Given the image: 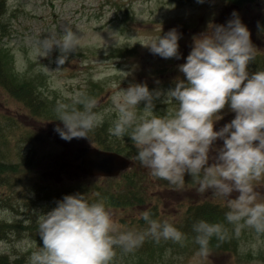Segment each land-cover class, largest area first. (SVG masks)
Wrapping results in <instances>:
<instances>
[{
  "label": "rangeland",
  "instance_id": "1",
  "mask_svg": "<svg viewBox=\"0 0 264 264\" xmlns=\"http://www.w3.org/2000/svg\"><path fill=\"white\" fill-rule=\"evenodd\" d=\"M229 5L239 6L234 11L243 22L250 17L260 25V18H264V0L244 5L224 0H203V3L189 0L185 4L176 0H5L0 10V45L4 53L1 59L8 61L5 66L13 69L19 82L29 81L34 90L41 93L46 109L41 108L39 116L32 115L23 103L0 86V124L9 139V143L4 141V147L0 146V152L9 154L17 162V174L22 177L43 178L55 185L76 184L92 178L76 169L75 151L78 146H93L94 142L61 139L54 128L63 125L52 119L56 118L52 107L56 109L62 103L78 108L76 101L89 94L97 100L98 112L104 114L112 127L118 116L113 97L130 84L146 83L150 90L162 93L158 103H167L170 110H174L175 104L165 100L163 94L175 86L177 78L184 79L178 66L186 62L194 39L207 31L211 33L214 25L225 24L232 18L233 10ZM65 27H71L81 36V45L77 53L70 55L69 61L57 69L58 51L54 50L48 58L40 57L36 44L54 32H62ZM263 27L264 24L258 29L247 26L255 53L264 55ZM171 29L181 34L180 59H163L143 46ZM263 66L264 61L253 62L255 72L263 71ZM219 114L223 118L214 125V130L230 122L235 115L227 106ZM222 143L216 142L217 146ZM30 155H35L34 162L28 159ZM24 158L29 162L24 164ZM131 165L135 166L147 200L126 207L106 205L123 229L137 228L141 224L137 223L138 219L146 211L176 221L192 203L190 199H199L197 203L205 199L212 203L224 202L212 189L200 192L197 183L177 188L152 177L138 162L132 160ZM1 190L2 196L10 194L3 187ZM11 190L17 212L0 204V220L17 218L31 226L41 213L50 210L45 203H28L25 186ZM255 190L264 200V181L258 183ZM236 195L234 192L231 198ZM252 231L244 232L236 240V246L229 250L213 246L217 250L211 249L206 264H264V235L258 236ZM29 232L23 231L19 236L16 232L8 233L0 240V253L9 255L10 260L18 257V264H29L32 252L40 248L36 246L37 241L29 239ZM195 252L158 253L144 260L127 253L114 257L113 264H197Z\"/></svg>",
  "mask_w": 264,
  "mask_h": 264
},
{
  "label": "clouds",
  "instance_id": "2",
  "mask_svg": "<svg viewBox=\"0 0 264 264\" xmlns=\"http://www.w3.org/2000/svg\"><path fill=\"white\" fill-rule=\"evenodd\" d=\"M203 3V0H197ZM225 24L214 25L194 39L186 62L178 66L184 79L163 95L176 107L168 115H151L162 93L150 90L146 83L130 84L113 97L118 116L109 128L110 135L129 137L136 148L133 158L149 174L182 188L188 175L199 191L212 189L223 198L225 221L239 237L244 228L264 235V200L255 187L264 181V71H249L255 59L251 33L235 11ZM181 34L171 29L151 38L146 46L163 59H180ZM81 45V36L71 27L37 41L40 57L54 50L60 69ZM79 109L58 104L55 111L63 127L54 131L65 141L88 139L104 122V114L95 111L97 100L81 97ZM143 102L144 116L137 115ZM234 118L214 130L225 107ZM222 146H217V141ZM238 195L231 198L233 193ZM143 230L123 229L102 200L92 201L87 194L65 195L55 207L38 217L42 246L32 252L29 264H113L116 249L134 252L147 239L181 243L186 237L174 223L153 219L150 212L141 215ZM197 264H206L213 238L223 242L229 230L223 223L199 220L192 225Z\"/></svg>",
  "mask_w": 264,
  "mask_h": 264
},
{
  "label": "trees",
  "instance_id": "3",
  "mask_svg": "<svg viewBox=\"0 0 264 264\" xmlns=\"http://www.w3.org/2000/svg\"><path fill=\"white\" fill-rule=\"evenodd\" d=\"M4 2L5 0H0V10L1 8H3L2 6ZM1 51L2 49L0 45V86L4 88L8 93H10V95L14 97L17 102L23 103L29 109L32 115L39 116V110L41 108L46 109L44 101L41 97V93H37L29 84V81H18L19 79L17 78L13 69L10 67L9 70L5 66L8 61H4L3 59H1L4 54ZM87 95L91 98H94V96L92 95ZM140 104L137 109V115L144 116V103L141 102ZM80 107L81 105L78 104L77 109H79ZM52 111V115L56 117L52 119L56 120L57 113L53 107ZM95 111L98 112L97 107ZM153 111L154 113H148L147 115L151 116L155 114L164 116L172 113L174 110H170V107L167 103H156ZM56 121L62 124L60 121ZM110 127V121L105 117L103 124L100 127L96 128L94 132L89 134L90 139L94 142V145L103 150L115 151L135 162H138L133 159L136 155V148L129 137L125 135L118 139L110 135ZM32 136L31 139L33 138ZM4 141L9 143L7 134L4 132L3 127L0 124V146L4 147ZM8 155L0 152V187H3L7 191H10L9 195L5 194L6 196H2V190L0 191V204L15 212H17V210L15 209V201L13 200L12 202L13 197L11 194V188L19 185L25 186L26 192L24 195L25 200H27L28 203L37 202L40 205H43L45 203V206H49L48 209L50 210L55 207V202L57 200L62 199L65 195H71L75 193L87 194L88 198L92 201L102 200L105 205H113L116 207H126L130 204H139L147 200H145L146 195L141 189V180L136 175L137 173L134 171V165L129 170L121 173L116 178H88L86 180L79 181L76 184L55 185L53 183L44 181L43 178H33L30 176L22 177V175L17 174V167L15 164L17 162H14L11 156ZM30 156L31 157H28V159L34 162L36 159L35 155ZM29 160L25 161L24 158L23 163L26 164L27 162H29ZM194 183L195 182L191 179L190 176H185V184ZM27 192L30 193L27 194ZM220 209L221 208L219 205H215L211 202L207 203L206 205H200L194 210H188L187 212H185L183 216L177 220V222H174L170 219H158L157 215H155L156 212H151L153 219L167 220L171 223H174V225L185 234L186 238L181 243H173L172 241L165 240H161L159 243H156L149 238L143 243L141 247L136 249L134 252H131L130 254H136L139 258L143 259L144 256L149 257L150 255H152L155 257L158 252L161 254H166L165 252L167 250L168 252H171L172 255L177 252H185L186 250V252H188L190 248H193L192 251L198 250L199 246L194 242L195 233L193 231L192 233H190L186 230L189 229L190 223H192L193 225L199 220H205L210 223H223L226 225L227 223L223 215L221 214ZM138 223H141L139 225V227H141V230L146 227L142 219H140ZM26 230H30L29 239L31 241H37L36 246L41 247L42 241L39 237L38 221H32L31 226H28L24 225L23 221L17 218H14L11 221L0 220V240L5 239L8 233L12 235L13 232H16V235L19 236L23 231L25 232ZM228 239L220 242L213 238L210 242L209 247L210 249H213V246H220L226 243ZM122 254L126 255L127 253H124L121 249L117 248L115 257ZM0 264H18V257L10 260L9 255L1 252Z\"/></svg>",
  "mask_w": 264,
  "mask_h": 264
},
{
  "label": "water",
  "instance_id": "4",
  "mask_svg": "<svg viewBox=\"0 0 264 264\" xmlns=\"http://www.w3.org/2000/svg\"><path fill=\"white\" fill-rule=\"evenodd\" d=\"M75 156L80 161L76 169L88 176H117L130 165V161L122 155L94 147L79 146L76 148Z\"/></svg>",
  "mask_w": 264,
  "mask_h": 264
},
{
  "label": "flooded vegetation",
  "instance_id": "5",
  "mask_svg": "<svg viewBox=\"0 0 264 264\" xmlns=\"http://www.w3.org/2000/svg\"><path fill=\"white\" fill-rule=\"evenodd\" d=\"M224 1H226V2H233V3H236V2H239V1H242V2H244V4H246V3H252L253 1H255V0H237V1H234V0H224ZM243 4V5H244ZM231 8H232V10L234 11V9L237 11V9H239V6H235V5H229ZM226 8H228V7H226ZM262 12V11H261ZM263 14V13H262ZM245 16H246V14H245ZM246 17H248V16H246ZM244 21V20H243ZM242 21V22H243ZM246 26H248V28H250V29H258L259 28V26H262L263 24H264V18H263V16L260 18V25L258 24V20H257V23L256 22H252V20L250 19V17H248L247 18V20L245 21V22H243ZM263 29H264V27H263ZM254 61L255 62H257V61H264V55L263 54H256L255 53V59H254ZM253 61V62H254ZM253 62L252 63H250L249 64V70L250 71H253V72H255V67H253ZM264 67V66H263ZM263 71H264V68H263Z\"/></svg>",
  "mask_w": 264,
  "mask_h": 264
}]
</instances>
